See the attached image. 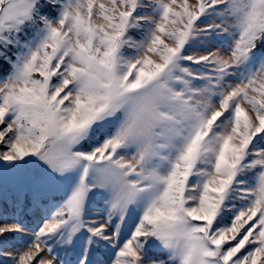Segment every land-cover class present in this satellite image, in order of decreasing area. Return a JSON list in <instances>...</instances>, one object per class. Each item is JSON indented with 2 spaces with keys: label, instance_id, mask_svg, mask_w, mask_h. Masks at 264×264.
<instances>
[{
  "label": "snow or ice",
  "instance_id": "snow-or-ice-1",
  "mask_svg": "<svg viewBox=\"0 0 264 264\" xmlns=\"http://www.w3.org/2000/svg\"><path fill=\"white\" fill-rule=\"evenodd\" d=\"M0 264H264V0H0Z\"/></svg>",
  "mask_w": 264,
  "mask_h": 264
}]
</instances>
